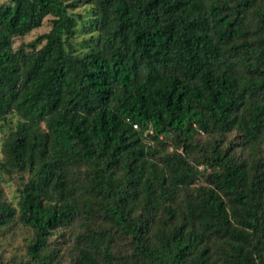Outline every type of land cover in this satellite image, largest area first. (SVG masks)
<instances>
[{"label": "trees", "instance_id": "16d2710c", "mask_svg": "<svg viewBox=\"0 0 264 264\" xmlns=\"http://www.w3.org/2000/svg\"><path fill=\"white\" fill-rule=\"evenodd\" d=\"M86 3H0V264H264V0Z\"/></svg>", "mask_w": 264, "mask_h": 264}, {"label": "rangeland", "instance_id": "374dc122", "mask_svg": "<svg viewBox=\"0 0 264 264\" xmlns=\"http://www.w3.org/2000/svg\"><path fill=\"white\" fill-rule=\"evenodd\" d=\"M8 0H0V3H7ZM64 3H71V2H79V5L72 10L71 12H74V14H79L83 21H86L88 19V15L90 12V6L86 3L87 0H63ZM48 20H44L42 26L36 30H33L32 32H30L27 36L24 37L23 42H29L31 40H33L34 38H36L38 35H41L43 33H46L48 31ZM80 38L79 36L77 37V39L74 41L75 44L76 42H79ZM4 193L6 194L8 200H13V187L11 184H8L5 188H4Z\"/></svg>", "mask_w": 264, "mask_h": 264}]
</instances>
